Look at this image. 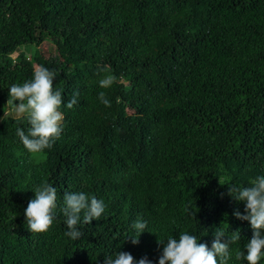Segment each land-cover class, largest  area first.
I'll return each instance as SVG.
<instances>
[{"label":"trees","instance_id":"16d2710c","mask_svg":"<svg viewBox=\"0 0 264 264\" xmlns=\"http://www.w3.org/2000/svg\"><path fill=\"white\" fill-rule=\"evenodd\" d=\"M37 65L56 73L64 119L52 147L31 153L17 135L28 118L13 117L7 101ZM109 74L116 82L100 88ZM256 176L264 0H0V264H104L120 251L158 264L169 237L211 247L217 230L240 231L226 264H248L237 256L252 229L235 217L245 205L229 188ZM43 183L57 191L54 221L31 233L24 211ZM66 192L106 206L90 224L80 214L75 240L65 235Z\"/></svg>","mask_w":264,"mask_h":264},{"label":"clouds","instance_id":"9594fccd","mask_svg":"<svg viewBox=\"0 0 264 264\" xmlns=\"http://www.w3.org/2000/svg\"><path fill=\"white\" fill-rule=\"evenodd\" d=\"M106 71V70H105ZM56 73L46 67L37 65L34 68L32 79L22 84H13L9 89L7 104L13 106L17 115H26L30 128L17 129L23 146L31 153H39L52 147V142L60 137L63 131V113L60 111L63 103L61 91L54 90L53 83ZM114 75H106L99 81L100 88H109L116 82ZM74 93L73 99L67 103L68 109L77 103ZM99 100L106 107H111L110 101L104 92L99 93ZM236 192L235 200L244 203V213L234 212L237 219L247 221L252 229V238L246 244L244 252L238 253L237 258H245L248 264H258L264 257V176H256L250 181L249 187H230L229 195ZM34 199L29 200L24 216L31 233L47 232L54 221V209L57 207V191L48 183L38 186ZM105 203L87 193H65L63 197V215L69 229L65 233L72 239L81 237L77 230L78 222L83 212V223L90 224L99 219L105 212ZM132 227L141 235L147 228V223L137 219ZM240 231L232 232L230 237L225 236L223 230L214 233V239L209 247L200 243L194 235L182 232L178 239L169 237L164 244L158 264H226L229 259L230 245L240 239ZM133 245L139 244V239L129 238ZM158 244H161L157 240ZM220 258L219 261L217 258ZM104 264H152L147 256L136 260L131 253L120 251L115 256H106Z\"/></svg>","mask_w":264,"mask_h":264},{"label":"rangeland","instance_id":"374dc122","mask_svg":"<svg viewBox=\"0 0 264 264\" xmlns=\"http://www.w3.org/2000/svg\"><path fill=\"white\" fill-rule=\"evenodd\" d=\"M20 51H21V48L18 49V50H16V51L10 56V59H14ZM24 52H25V53H28V52H29L28 48H25V49H24ZM10 114H11L13 117L20 116V115H17V114L15 113L14 108H13V110H11Z\"/></svg>","mask_w":264,"mask_h":264}]
</instances>
